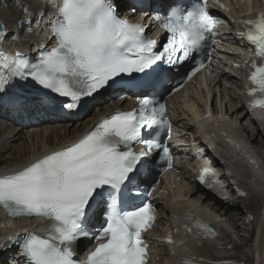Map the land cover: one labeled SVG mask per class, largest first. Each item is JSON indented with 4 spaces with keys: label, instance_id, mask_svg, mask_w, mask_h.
<instances>
[{
    "label": "snow or ice",
    "instance_id": "snow-or-ice-1",
    "mask_svg": "<svg viewBox=\"0 0 264 264\" xmlns=\"http://www.w3.org/2000/svg\"><path fill=\"white\" fill-rule=\"evenodd\" d=\"M121 4L131 14L153 7L150 0H60L52 5L59 17L53 24L56 47L42 53L34 64L20 53L12 58L0 51V94L10 80L31 78L43 89L69 97L72 102L63 107L72 111L84 97L113 84L143 93L138 108L117 110L77 142L0 177V207L9 216H35L50 222L43 234H27L20 250L25 264H148L142 234L152 227L155 209L148 202L130 209L124 203L142 195L141 186L154 189L151 177L156 161L149 159L154 149L162 152L159 160L172 167L170 149L160 139L161 132L171 131L163 99L171 91L170 78L164 70L151 75L149 70L161 63L171 70L189 60H195L193 71L198 70L203 62L197 55L210 40L216 42L215 29L225 22L210 13L209 0L172 5L163 14L155 9L150 18L168 33L155 51L157 41L145 36L146 25L121 18ZM212 4L225 8L220 0ZM24 11L27 15L28 9ZM240 23L245 31L238 35L246 38L249 50L255 48L260 61L250 63L253 86L248 95L252 110L264 120V11ZM7 35L0 23V40ZM137 73L144 75L134 76ZM46 101L50 99H38L40 104ZM142 129L151 130L147 138L141 136ZM133 143L144 147L133 151ZM207 171H201L202 183ZM94 206L103 209L104 222L92 232L85 224ZM79 239L98 243L77 261L72 245ZM6 250L0 246V264H10Z\"/></svg>",
    "mask_w": 264,
    "mask_h": 264
},
{
    "label": "bare ground",
    "instance_id": "bare-ground-1",
    "mask_svg": "<svg viewBox=\"0 0 264 264\" xmlns=\"http://www.w3.org/2000/svg\"><path fill=\"white\" fill-rule=\"evenodd\" d=\"M53 3V0H0V20L4 21L8 33L5 39L0 40V51L6 54L18 48L24 50V48L27 49L30 45H37L47 40V36L43 37L46 32L45 22L48 13L53 8ZM25 8L28 9L27 15L24 11ZM14 38H19V41L10 43V40ZM224 77L230 79L229 76L224 75ZM214 88L217 90L220 89L221 96L227 98L230 104L225 118L223 119L229 122L228 129H230L229 132L231 137L224 136L221 131V137L219 134L217 135L220 126L209 125L211 123L206 121V118L203 117L206 116V114L201 110L203 109L201 108L202 106L198 108V110H190L191 113L185 116L189 121L185 123L180 122V126L184 130L189 131L193 129L194 120L204 118L200 124H205L212 129L214 128L217 135L215 138L218 141L215 149L210 146V150L213 151L214 157L218 158L215 161L219 163L218 167L220 170L221 168H225L228 171H232L231 173L221 175L219 179L220 185L217 189L219 195L226 197L227 202L220 205L221 202L214 199L212 203L215 208L211 207V211L208 213L206 208L210 207L212 204L210 199L214 198L215 195L212 191H205L203 188L199 187L193 176L184 172V178L191 188L185 191L183 190V186H180L177 189L178 196L176 198L172 197L171 199H167L168 211L171 212L170 217H167L170 219L161 221L156 227L157 230H155L153 237L155 240L151 246L152 259L150 264H202V259L199 260V254H201V256L205 255V250H207V252L211 249L225 250L231 248L230 250H245L250 240L244 235H241L243 227L238 225V222L242 221L244 210L253 213L259 205L261 206L264 204V182H258L260 178L264 179V156L257 153V150L254 149V147L257 149H264V125L259 126L251 116L247 113L244 114L241 109L232 111L235 105L240 104V95L236 90H226L225 86L222 87V83L220 82L212 84L210 92L207 95V101L210 103L214 115L218 114L219 106L223 107L224 99L220 98V95L214 92ZM6 96L7 95L0 94V97ZM107 98L108 95L105 96L104 103ZM3 104L4 100L2 104L0 103V107L4 106ZM113 104L118 105L119 102L114 101ZM224 107L227 109V104H225ZM191 108L193 109V107ZM112 110L113 108L111 107L103 106L101 110L93 112L83 121L74 124L64 123L61 126H50L45 124L31 129L20 126L12 127L8 125V123L0 120V174L21 170L38 157L52 151L54 148L56 149L70 143L75 139L77 134L87 130L98 117L108 114L112 112ZM237 115H239V117L233 118V116ZM220 117H222V115H220ZM238 123L240 124L239 126ZM238 129L241 131V134ZM48 131H50L49 135L57 136L56 142H54L52 137L48 134V137H46L45 134ZM214 141L215 140L208 142L214 144ZM30 142H32L31 146ZM252 148L255 150L256 155L252 153ZM221 162L224 164L222 165ZM248 164L253 168L252 171L249 170ZM233 165L234 168H236V172L233 169ZM225 179L236 181L235 185L244 193L242 197L245 199L247 198V201H249L244 209L238 206L236 201L230 199L234 189L231 185L228 186L224 184L226 181ZM247 190L249 193H247ZM254 197L259 198V205H255L256 203L254 204V202H251V200H254ZM214 202L216 203L214 204ZM262 208L263 205L261 206V209ZM258 215L257 217L254 215L253 220L248 226L253 228L254 234L255 230L258 231L259 238L255 243L256 261L257 264H264V213L263 215L262 213ZM222 218H225L227 225L228 222H230L229 227L234 235L236 234L241 240V245L225 240L220 243L208 241L210 238L207 239L206 236H208L209 233L214 234L220 232L221 237L227 235L222 232L224 229L222 226ZM3 222L5 221L2 220L0 213V224ZM17 222L18 221H15V225H19ZM207 222H210L214 228L207 226ZM162 223H167L172 233H174L173 236L168 235L172 237L173 240L169 248H161V246H165L163 245L164 242L169 243L166 234L171 232L169 227H166L162 235H159V225ZM5 224L7 226V223ZM8 229L9 227H6L3 230L2 225L0 226V239L4 231H8ZM164 233L166 235L165 237ZM200 247H202V250H199ZM9 253H13V251ZM7 255L10 257L8 253L6 254V252H4V256L6 257ZM234 259V257L222 258V260ZM16 261L19 260H17V258L13 259L11 263L15 264Z\"/></svg>",
    "mask_w": 264,
    "mask_h": 264
},
{
    "label": "rangeland",
    "instance_id": "rangeland-1",
    "mask_svg": "<svg viewBox=\"0 0 264 264\" xmlns=\"http://www.w3.org/2000/svg\"><path fill=\"white\" fill-rule=\"evenodd\" d=\"M7 46H9V45H7ZM4 98L5 97H0V103L1 104L3 103ZM234 117H239V115L234 116ZM239 125L240 124H238V126ZM50 131H52V130H50ZM50 131H48L45 134L46 137H48L47 134L49 135ZM52 135H53V133H52ZM49 136L52 137L54 142H56L57 136H55V135L54 136L49 135ZM31 144H32V142H30V146H31ZM36 148H37V145H36ZM254 149L257 150V153H259L262 156H264V149H257L255 147H254ZM233 169L236 172V170H235L236 168H234V165H233ZM221 170H222V168H221ZM231 172L232 171H228V170L224 169L222 171V173H223L222 175L228 174V173H231ZM225 180L226 181L224 182V184L228 185V186L231 185L233 187V189H234V192L232 193L230 199L236 201L238 203L237 205L240 206L242 209H244L247 206V204L249 203V201H247V198L245 199V198L242 197V195H244V193L235 185L236 181L229 180V179H225ZM247 189H248V187H247ZM247 193H249L248 190H247ZM216 195H218V194L216 193ZM220 198L223 199L222 201H219V202H221L220 205H223V204H225L227 202L226 201V197L220 196ZM253 199L254 200H251V202L252 203L254 202V204L256 203L255 205H259V202H258L259 198L254 197ZM213 201H214L213 198L210 199L211 203ZM232 203H234V202H232ZM211 207H213V203L210 205V207L206 208L208 213H210L209 211H211ZM213 208H215V207H213ZM245 212H246V210L243 211L244 216L242 217V221L238 222L239 223L238 225L243 227L242 228L243 231H241V235H244L246 238H248L250 240L247 248L245 250H241V251H238V250H235V249L234 250H230L231 248L230 249H225V250H220V249L212 250L211 249V250H209V252H207V250H205V255L201 256V254H199V260L202 259L201 260L202 264H257L256 254H255V245H256L255 243H256V240H257V236H256V234L253 233V230H252L253 228L249 227L248 224L253 220L254 215H256V217L259 216L258 214L261 213V207L259 205L257 207V209L253 213L252 212H246L245 213ZM169 219L170 218L166 217V219H164V220L167 221ZM243 221H244V223H243ZM229 225H230V222H228V225H227V222L225 221V218H222V226L225 229V230L223 229L222 232L226 233L228 235V237H227V235L224 236V237H221L220 236V232H217V233H214V234L209 233V235H208L209 237L206 236V238L207 239L210 238V239H208V241H211V242L213 241L212 243H220L221 241L225 240L227 242H233V243L241 245L242 244L241 240L236 236V234L234 235V233H233V231H231V228L229 227ZM166 227H169L167 225V223H164V224L162 223V224L159 225V228H160L159 229L160 230V234L159 235H162L163 231L166 230ZM169 230L171 231L170 227H169ZM171 234H172V236L174 235V233H172V231L167 233L166 234L167 236L164 233V237L166 236V238L169 241V243L168 242H164L163 245H165V246H161V248H165V247L169 248L170 243L173 241L172 237L168 236V235L171 236ZM199 250H202V247H200ZM180 254H182V253H180ZM233 257L235 258L234 260H222V258H233Z\"/></svg>",
    "mask_w": 264,
    "mask_h": 264
},
{
    "label": "water",
    "instance_id": "water-1",
    "mask_svg": "<svg viewBox=\"0 0 264 264\" xmlns=\"http://www.w3.org/2000/svg\"><path fill=\"white\" fill-rule=\"evenodd\" d=\"M0 23H2V24L4 25L3 21H1V20H0ZM4 26H5V25H4ZM210 227H211V228H214V226H213L212 224H210Z\"/></svg>",
    "mask_w": 264,
    "mask_h": 264
}]
</instances>
